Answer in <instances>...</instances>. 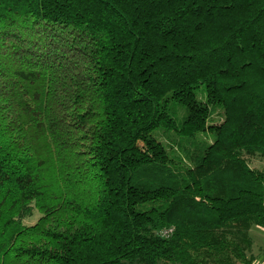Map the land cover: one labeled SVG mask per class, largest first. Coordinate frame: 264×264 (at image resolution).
I'll return each mask as SVG.
<instances>
[{"label":"trees","instance_id":"obj_1","mask_svg":"<svg viewBox=\"0 0 264 264\" xmlns=\"http://www.w3.org/2000/svg\"><path fill=\"white\" fill-rule=\"evenodd\" d=\"M248 156L264 0H0V264H256Z\"/></svg>","mask_w":264,"mask_h":264},{"label":"rangeland","instance_id":"obj_2","mask_svg":"<svg viewBox=\"0 0 264 264\" xmlns=\"http://www.w3.org/2000/svg\"><path fill=\"white\" fill-rule=\"evenodd\" d=\"M199 97L204 98L203 91H199ZM214 120L221 121V118L218 115H215ZM165 139L166 137H162V140ZM144 143H145L144 140L139 141V144L141 146H144ZM248 160L251 167L264 170V158L260 156H248ZM251 235L255 243L253 247V254L256 256L255 263L262 264L263 251H264V229L258 226H254L251 229ZM161 264H167V263H161Z\"/></svg>","mask_w":264,"mask_h":264},{"label":"built area","instance_id":"obj_3","mask_svg":"<svg viewBox=\"0 0 264 264\" xmlns=\"http://www.w3.org/2000/svg\"><path fill=\"white\" fill-rule=\"evenodd\" d=\"M165 234H167V231H164Z\"/></svg>","mask_w":264,"mask_h":264}]
</instances>
